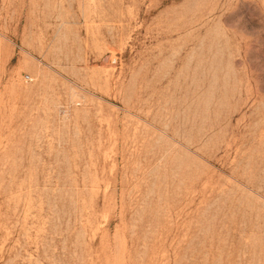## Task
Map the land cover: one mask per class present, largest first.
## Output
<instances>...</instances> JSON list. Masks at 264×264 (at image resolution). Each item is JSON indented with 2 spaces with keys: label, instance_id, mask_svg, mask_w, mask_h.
Masks as SVG:
<instances>
[{
  "label": "rangeland",
  "instance_id": "374dc122",
  "mask_svg": "<svg viewBox=\"0 0 264 264\" xmlns=\"http://www.w3.org/2000/svg\"><path fill=\"white\" fill-rule=\"evenodd\" d=\"M0 264H264V0H0Z\"/></svg>",
  "mask_w": 264,
  "mask_h": 264
}]
</instances>
